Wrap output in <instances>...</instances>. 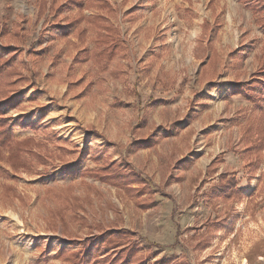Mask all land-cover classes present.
<instances>
[{
  "label": "rangeland",
  "instance_id": "obj_1",
  "mask_svg": "<svg viewBox=\"0 0 264 264\" xmlns=\"http://www.w3.org/2000/svg\"><path fill=\"white\" fill-rule=\"evenodd\" d=\"M55 1L57 13L51 3L39 12L36 0H0V45L13 49L11 64L27 77L11 94L16 102L1 100V107L16 139L33 137L50 153L32 170L0 162V183L14 190L7 195L0 184V263L57 264L58 249L124 227L145 264L171 256L178 264H264V189L258 183L264 147L257 174L249 177L240 130L249 102L233 93L238 82L252 78L264 40L246 2L107 0L125 50L101 66L76 61L93 43L89 36L80 43L76 25L63 35L79 6ZM82 12L102 13L94 7ZM204 22L209 30L200 37ZM201 39L215 49V63L205 67L212 52L197 56ZM237 51L242 59L235 65ZM141 137L152 144L132 142ZM99 151L146 178L156 191L151 207L139 210L120 200L114 186L82 175L101 165L93 158ZM220 152L217 171L236 174L244 189L229 209L207 199L205 169ZM182 157L186 169L175 166ZM227 211L236 214L231 225L205 228ZM14 235L25 236L19 249ZM200 239L203 247L196 246ZM259 241L261 250L247 260Z\"/></svg>",
  "mask_w": 264,
  "mask_h": 264
},
{
  "label": "trees",
  "instance_id": "obj_2",
  "mask_svg": "<svg viewBox=\"0 0 264 264\" xmlns=\"http://www.w3.org/2000/svg\"><path fill=\"white\" fill-rule=\"evenodd\" d=\"M243 1L250 8L255 23L262 28L264 37V0ZM68 2L79 7L77 14L69 18L66 26L62 27L63 35H67L69 29L76 25L73 32L79 36L80 43L84 44L87 36L93 43L90 50L83 49L75 55L74 58L78 63L89 59L102 66L124 52L125 46L118 26L109 20L114 9L107 0H68ZM47 3H51L50 8L54 9V13H57L60 5L56 6L55 0H36L39 12L44 11ZM90 7H94L102 13L86 15L82 12L83 8ZM81 22L85 23L86 27L81 26ZM3 28L6 29L5 26ZM208 30L209 24L204 22L200 37L206 35ZM203 42L201 39L196 46L197 56L204 58L208 50L212 52V55L207 57V63H202V67H205L208 63H215V49L210 44ZM5 51H8V57L2 56ZM12 51V48L4 49L0 45V162H6L14 171L20 168L32 170L34 163H45L46 157L50 153L47 152V148L42 142L36 141L33 137L16 139L12 133L10 119L3 113L1 100L8 104H14L16 99L11 94L18 90L17 83L27 80V77L21 74L15 65L11 64ZM236 54L238 59L235 60V65L241 63L242 59L240 51H237ZM116 71L117 69L113 67L111 74L116 76ZM233 93L240 95L249 102V106L243 109L242 115L240 114L244 119L240 125L243 142L241 156L244 160L243 167L247 170L249 177H252L257 174L255 171L261 163L264 147V40L262 53L252 78L238 82ZM132 142L138 147L145 143L152 144L149 138L142 137L136 138ZM34 146L36 150L33 149ZM37 149H43V151ZM104 151H99L93 155L94 159L101 161V165L95 169L83 170L82 175L89 174L105 184L114 186L120 200L132 201L139 210L144 211L151 207L155 202L156 191L151 188L146 178L129 163H120L112 160L109 155L104 156ZM27 154L31 160L27 158ZM222 161L223 152H220L205 169V175L210 177L211 182L207 199L213 207H219L220 204H223V209H229L233 202L244 196V189L239 186L236 174L217 171L218 163ZM175 164L179 169H186L189 166V161L182 157ZM203 182L204 179L201 180L200 184ZM258 183L264 189V168L258 173ZM0 184L7 195H14L13 187L10 184ZM248 198L250 199V197ZM77 205L79 206V203ZM110 208H114L112 203H110ZM235 217L236 214L232 211L225 212L222 218H218L216 215L207 220L205 228H214V231H217L231 225ZM261 241L255 243L248 250L247 260L252 253L261 250ZM202 245L203 241L198 240L196 246L203 247L204 245ZM56 258L60 261L57 264H145L141 247L135 241L133 233L124 227L102 229L96 236L81 239L80 246L75 249L60 248L56 252ZM148 264L178 263L176 257L171 256L156 259Z\"/></svg>",
  "mask_w": 264,
  "mask_h": 264
},
{
  "label": "crops",
  "instance_id": "obj_3",
  "mask_svg": "<svg viewBox=\"0 0 264 264\" xmlns=\"http://www.w3.org/2000/svg\"><path fill=\"white\" fill-rule=\"evenodd\" d=\"M14 236L16 237V242L19 241V243L17 244V246H18L17 249H19V248H21V245L24 244V240L23 239L25 238V236H23V235H19V236L18 235H14Z\"/></svg>",
  "mask_w": 264,
  "mask_h": 264
}]
</instances>
